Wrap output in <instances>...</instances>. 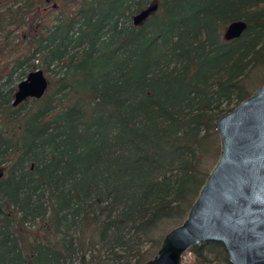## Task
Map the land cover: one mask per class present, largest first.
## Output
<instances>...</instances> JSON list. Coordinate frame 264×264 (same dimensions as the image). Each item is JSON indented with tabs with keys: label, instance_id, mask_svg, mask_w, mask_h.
Wrapping results in <instances>:
<instances>
[{
	"label": "trees",
	"instance_id": "16d2710c",
	"mask_svg": "<svg viewBox=\"0 0 264 264\" xmlns=\"http://www.w3.org/2000/svg\"><path fill=\"white\" fill-rule=\"evenodd\" d=\"M57 1L0 0V264H141L218 157L215 120L264 81V0H70L51 19ZM36 68L45 94L13 106ZM188 252L231 264L218 242Z\"/></svg>",
	"mask_w": 264,
	"mask_h": 264
},
{
	"label": "water",
	"instance_id": "95a60500",
	"mask_svg": "<svg viewBox=\"0 0 264 264\" xmlns=\"http://www.w3.org/2000/svg\"><path fill=\"white\" fill-rule=\"evenodd\" d=\"M157 7L154 3L141 10L132 23L140 25ZM246 26L244 20L230 22L224 40L240 37ZM47 88L44 71L36 68L17 83L12 105L39 99ZM214 129L219 138L216 162L183 221L141 264H185L184 253L210 241L223 245L231 264H264V83L219 116Z\"/></svg>",
	"mask_w": 264,
	"mask_h": 264
},
{
	"label": "rangeland",
	"instance_id": "374dc122",
	"mask_svg": "<svg viewBox=\"0 0 264 264\" xmlns=\"http://www.w3.org/2000/svg\"><path fill=\"white\" fill-rule=\"evenodd\" d=\"M26 1H30V0H26ZM55 5L56 6H54L55 8L53 9V11L51 12V16H50V18L51 19H54V17H55V15L57 14V17L58 16H60V15H62V14H67V13H69L70 11H69V8L71 7V8H74V4L70 1V0H60V1H57L56 3H55ZM50 9H52V8H50ZM45 75H46V77H47V74L45 73ZM26 77V76H25ZM22 79H20L19 81H21ZM18 81V82H19ZM17 82V83H18ZM263 83H264V81H263ZM263 83H261L260 85H262ZM259 85V86H260ZM257 88V87H256ZM255 88V89H256ZM254 89V90H255ZM227 107H229V108H233L234 107V102L233 103H231V104H229V105H226V104H223V106H222V108H227ZM217 138H218V136H217ZM218 140V142H219V138L217 139ZM216 160H217V157H215V158H213V163H212V165H211V167L214 165V163L216 162ZM193 260V255L190 253V252H186V253H184V255H183V262L185 263V264H191V261Z\"/></svg>",
	"mask_w": 264,
	"mask_h": 264
}]
</instances>
